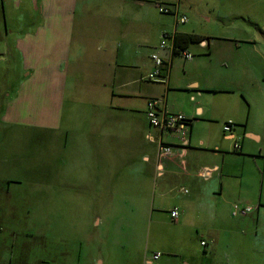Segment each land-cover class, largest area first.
Returning <instances> with one entry per match:
<instances>
[{"label": "crops", "instance_id": "crops-1", "mask_svg": "<svg viewBox=\"0 0 264 264\" xmlns=\"http://www.w3.org/2000/svg\"><path fill=\"white\" fill-rule=\"evenodd\" d=\"M217 2L214 13L209 1L198 11L196 0H0V49H9L23 70L0 117L1 200L11 205L7 183L23 184L32 171V154L19 155L17 146L40 142L42 184L28 192H39L51 208L47 199L62 196L64 187L95 193L93 203L97 193H108L111 205L134 203L146 209L144 218L188 229L223 257L221 264H264V0ZM182 15L187 22H179ZM199 20L210 25L202 28ZM186 35L203 39L188 43L192 59L174 54V37ZM154 52L164 59L161 82L147 79ZM151 100L191 118L187 148L150 125ZM229 121L234 126L225 132ZM161 143L173 147L171 155L159 156ZM204 168L214 169L210 178L200 176ZM236 203L253 211L234 217ZM55 212L61 223L59 206ZM50 217L43 219L42 236L50 234ZM150 233L154 240L157 227ZM183 240L152 250L148 244L140 264H150L157 252L158 264H191ZM85 254L80 247L62 249L57 260L90 264Z\"/></svg>", "mask_w": 264, "mask_h": 264}, {"label": "rangeland", "instance_id": "rangeland-1", "mask_svg": "<svg viewBox=\"0 0 264 264\" xmlns=\"http://www.w3.org/2000/svg\"><path fill=\"white\" fill-rule=\"evenodd\" d=\"M196 1L199 3L200 10L198 11L207 9L204 5L205 1L207 3L209 1L214 13L217 11V0ZM198 25L204 28L210 23L206 24L205 21L199 20ZM0 52L3 54L0 55L1 117L4 100L9 93L8 89L11 87V83L21 79L23 70L20 63L15 64L19 59L16 60L14 56H10L9 49H0ZM24 134L23 132L16 133L20 137ZM38 135L41 134L38 133ZM16 150L19 155H24V151H30L32 154V171L27 175V179L23 184L17 182L7 183L15 196L13 203H11L9 197L6 200L11 205L5 204L0 197V208L3 215L0 218V226L3 228V231L0 232V264H60L57 260L58 250L79 247L86 253L84 255L86 259L92 256L90 264H94V262L92 263L93 258L110 260L109 263L105 264H140L142 257L145 258L146 256L145 251L148 244L150 250L158 244L169 247V244L176 243L177 238H184L183 251H189V254L192 255L191 264H221L223 257L206 250L207 248L200 244L199 239L189 237L188 229L179 228L170 219H165L159 224L153 222L150 217L144 218L146 209L138 207L134 203L133 205L132 203L126 205L124 202L115 200L111 205L108 193L106 195L103 193L101 196L97 193L96 202L93 203L92 196L95 193L91 194L85 191L76 193L70 190V187H64L69 189L62 192V196L59 197V193L57 195L54 192L53 195H50L52 199H47V203L54 205L55 208L59 206L61 223H58L56 215H54L56 214L55 208L44 204L39 192H28V190L35 189L42 184L43 173L39 167V155L43 151L40 142L27 144L26 146L18 145ZM19 157H16V159ZM12 165V167H15L17 162L15 161ZM48 182H51V180L49 179ZM0 185L6 186V183L0 181ZM165 204H168V202H165ZM11 206L15 210V219L9 217L12 211H8V209ZM28 209H30L29 212ZM49 214L51 216L49 219L51 223L48 226L50 234L42 236L43 219ZM163 215H169V211L167 213L163 212ZM95 216L100 219L96 223V228L93 227ZM156 216H158L157 212ZM153 227H157L159 233L154 240L153 235L150 233ZM53 232H57L58 236L56 237V233H54V237H52ZM182 233L186 234L183 236L177 235ZM59 235L65 241L63 246ZM79 235H81V244H79L78 237H76ZM12 245H23L25 250L20 251L17 247L12 248ZM172 247L174 248L175 245ZM48 259L49 261H47ZM43 261L47 263H43ZM83 261L81 264H84ZM158 261L155 264H158ZM177 262L179 263L180 259Z\"/></svg>", "mask_w": 264, "mask_h": 264}, {"label": "built area", "instance_id": "built-area-1", "mask_svg": "<svg viewBox=\"0 0 264 264\" xmlns=\"http://www.w3.org/2000/svg\"><path fill=\"white\" fill-rule=\"evenodd\" d=\"M171 7L168 6H160V11L162 13L171 14L173 11ZM188 21V17L186 15H182L179 18L180 23H185ZM162 47L167 46V41L162 40L161 43ZM182 55L186 57L187 59H192L193 55L191 53L183 52ZM152 61L154 64L153 70L150 72V74L147 76L148 80H152L155 82H161L164 80V59L163 57L158 54L157 52L153 53ZM159 100H151L148 103V110H147V118L152 127H155L159 129L160 131L164 132H170L175 134V136L179 139V143L183 148H187L190 144L189 139V125L191 123V118L186 116L182 113H168L164 110H160L159 108ZM234 126L233 121H229L225 127V132H230L232 130V127ZM242 146L240 143H236L234 145V150L236 152L240 151ZM173 152V147L168 144L161 143L159 146V156L161 158L167 157L171 155ZM214 169L204 168L200 172V176L202 178H210L213 174ZM253 211V207L248 205H241V204H234L232 207V215L234 217L239 216H246L249 215ZM179 215L177 210L171 211L172 218H177ZM202 246H206L207 243L205 241L201 242ZM161 253L157 252L155 253L151 261H149L150 264L155 263L161 258Z\"/></svg>", "mask_w": 264, "mask_h": 264}, {"label": "trees", "instance_id": "trees-1", "mask_svg": "<svg viewBox=\"0 0 264 264\" xmlns=\"http://www.w3.org/2000/svg\"><path fill=\"white\" fill-rule=\"evenodd\" d=\"M202 37L196 35H186V36H175L174 37V54H180L186 51L188 43L200 42Z\"/></svg>", "mask_w": 264, "mask_h": 264}]
</instances>
